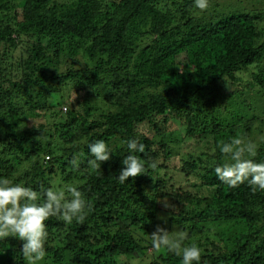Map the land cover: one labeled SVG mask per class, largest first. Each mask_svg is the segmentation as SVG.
<instances>
[{
    "label": "trees",
    "instance_id": "trees-1",
    "mask_svg": "<svg viewBox=\"0 0 264 264\" xmlns=\"http://www.w3.org/2000/svg\"><path fill=\"white\" fill-rule=\"evenodd\" d=\"M262 2L198 14L193 0H0V180L43 203L55 179L90 205L83 223L45 221L36 264H182L152 247L157 227L198 245L200 264H264V191L214 172L234 138L264 161V139L253 142L264 116L233 87L258 67L264 90ZM132 139L146 173L121 184ZM96 140L112 154L92 168ZM23 243L0 238V264H28Z\"/></svg>",
    "mask_w": 264,
    "mask_h": 264
},
{
    "label": "clouds",
    "instance_id": "clouds-1",
    "mask_svg": "<svg viewBox=\"0 0 264 264\" xmlns=\"http://www.w3.org/2000/svg\"><path fill=\"white\" fill-rule=\"evenodd\" d=\"M193 7L205 11L209 7V0H193ZM129 154L121 163L123 167L117 180L123 184L129 177L135 178L145 174V164L136 152L143 153L144 145L138 144L135 139L127 142ZM88 151L94 157L89 161L92 168L98 162L109 161L112 150L103 140H96L88 144ZM220 151L226 154L227 159L214 168L217 179L229 188L239 187L247 182L253 192L264 191V161H256V147L253 143L247 144L240 138H234L230 143H224ZM152 168L156 164L151 165ZM66 192L70 198L66 199ZM43 203L38 202L37 192L28 186L15 183L8 179L0 180V238L16 237L22 240L21 254L27 258L28 264H36L45 258V244L48 233L45 221L52 216H61L66 223L75 219L83 223L87 209L90 208L82 192L75 186L67 185L64 190L48 189L44 193ZM184 234L173 238L168 231L157 227L152 234V247L156 250L161 247L181 257L182 264H200L201 249L198 245H183Z\"/></svg>",
    "mask_w": 264,
    "mask_h": 264
},
{
    "label": "rangeland",
    "instance_id": "rangeland-1",
    "mask_svg": "<svg viewBox=\"0 0 264 264\" xmlns=\"http://www.w3.org/2000/svg\"><path fill=\"white\" fill-rule=\"evenodd\" d=\"M236 1H238V0H209V7L207 9V12H211V10H213V8H215V6L217 4L219 6H221V5H226V3H232V2H236ZM262 4H263L262 0H259L258 7L260 8L262 6ZM195 10L197 11L198 14L201 13V11H199L197 9H195ZM181 60H182V58L180 59V61ZM258 72H259L258 67H255V68H252V69L246 71L244 73L243 79L240 80L239 82H237L236 84H233V87L238 88L241 91V93H242L241 100L245 101L246 103H249L252 101L256 102L254 104L255 109L251 108L249 112L251 115H256L257 117L261 118L262 116H264V90H263V88H261L257 85L255 87L253 86V84H255L254 80H253V75L257 74ZM67 107H68V104H65L63 106V109L67 108ZM230 107H231V105L229 106L227 104L228 115L233 116V117L238 115L237 112H235V110L230 108ZM258 107H260V109H258ZM247 118H249V117H247ZM257 122H259V121H257ZM257 124L259 125V123H257ZM260 124H261V122H260ZM261 129H263L262 131H264V124H262ZM263 139H264V133H261L257 136L255 135L253 142L257 143ZM51 184L53 186H55L56 190H63L62 187L61 188L59 187V185H58L59 183L57 180L53 179L51 181ZM164 210H165V212H178L179 207L176 205H174V206L172 205L169 207H164ZM162 218H168V215L166 213L162 212Z\"/></svg>",
    "mask_w": 264,
    "mask_h": 264
}]
</instances>
